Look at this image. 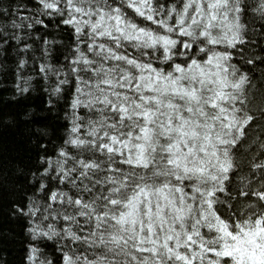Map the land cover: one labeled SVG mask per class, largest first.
<instances>
[{"label":"snow or ice","instance_id":"snow-or-ice-1","mask_svg":"<svg viewBox=\"0 0 264 264\" xmlns=\"http://www.w3.org/2000/svg\"><path fill=\"white\" fill-rule=\"evenodd\" d=\"M0 75L21 264H264V0H0Z\"/></svg>","mask_w":264,"mask_h":264},{"label":"trees","instance_id":"trees-1","mask_svg":"<svg viewBox=\"0 0 264 264\" xmlns=\"http://www.w3.org/2000/svg\"><path fill=\"white\" fill-rule=\"evenodd\" d=\"M0 81H3V76L0 75ZM42 93L35 91L31 93V98L23 103L28 108H35L40 105ZM7 104L10 110H19L20 105H17L11 98L10 89L6 90L0 87V107ZM62 122V121H61ZM20 133L14 128H0V192L9 191L12 186V178L17 171V156L16 150L19 147ZM24 163H27L25 160ZM5 175L7 182H5ZM8 199L18 198V193L15 197L9 196ZM3 201L0 200V257L6 256L9 264H21L23 256V232L15 224L8 227V221L4 218ZM11 233V235H9Z\"/></svg>","mask_w":264,"mask_h":264}]
</instances>
